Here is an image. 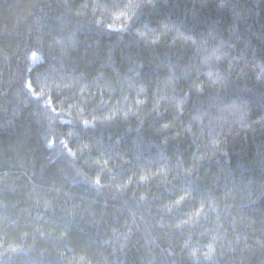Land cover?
<instances>
[{
	"label": "trees",
	"instance_id": "obj_1",
	"mask_svg": "<svg viewBox=\"0 0 264 264\" xmlns=\"http://www.w3.org/2000/svg\"><path fill=\"white\" fill-rule=\"evenodd\" d=\"M0 264H264V0H0Z\"/></svg>",
	"mask_w": 264,
	"mask_h": 264
}]
</instances>
